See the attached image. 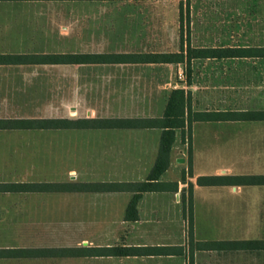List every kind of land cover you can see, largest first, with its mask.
<instances>
[{"label": "crops", "instance_id": "0c3cea01", "mask_svg": "<svg viewBox=\"0 0 264 264\" xmlns=\"http://www.w3.org/2000/svg\"><path fill=\"white\" fill-rule=\"evenodd\" d=\"M131 1V0H129ZM150 1V0H147ZM159 1V0H157ZM68 2H96V1H61V0H3L0 1V55H18L24 57L17 64H0V120H126V119H158L163 112L173 89H183L191 94L192 111H264V110H199L193 105V93L190 89L191 61L189 65L190 83L187 84L188 69L186 64H37L35 55L66 54L67 52L35 51L36 33H42L36 26H60V17H44L43 11H56L61 3ZM98 2V1H97ZM107 2V1H99ZM193 47V46H192ZM213 47V46H211ZM219 47V46H214ZM237 47V46H225ZM264 47V46H256ZM180 50V46H179ZM178 50V51H179ZM177 51V52H178ZM130 53V52H126ZM166 53V52H154ZM176 53V52H167ZM258 59L264 58H245ZM207 60H243V59H207ZM205 61V60H204ZM182 66L186 72V87L171 83L172 76L154 74L156 68L163 66ZM68 66L74 67L75 72H86L87 76H79L68 80ZM175 79V77H174ZM68 84L72 89L85 91L77 94L74 102L68 103L66 91ZM70 88V89H71ZM68 111H70L68 113ZM236 124L241 121L195 122L192 130L190 147V164L193 176L186 182L192 184V219L193 239L196 242L204 241H238L240 239L224 238L233 234V221L236 209L230 208L235 202H242L241 194L229 192L228 185L197 186L196 179L201 175L196 170V157L198 150L193 146V130L199 124ZM251 132L235 131L213 132L214 138H227L233 140L234 146L227 147L221 142L225 151L234 150L230 162H220L214 166V175L235 174L229 176H264V121H250ZM175 130L174 142L170 150L169 165L160 176V182H176L177 191L143 192L136 205V219L125 220L127 206L132 199L133 192H14L0 193V196L20 194H43L44 202L49 204L43 210L60 212L66 211L68 196L90 198L96 200V209L106 210L108 202L123 200L121 216L126 228H131L138 234L137 241L126 244V247H183L182 254L170 255H142L126 257H75V258H126V264H188V238L187 217L184 216L186 240L172 242L173 236L162 232V223L152 221L161 209L172 203L178 190H181L180 175L187 162L182 149V156L177 155L178 145L184 132ZM161 129L158 128H120V127H92V128H16L0 129V183L25 184H131L144 182L152 169L159 147ZM250 140V147L240 145L242 139ZM74 141V142H73ZM74 143V145H73ZM183 145H186L183 144ZM74 150L75 161H83L79 154L89 155L88 162L80 169H64L60 171L62 155ZM239 150V151H238ZM228 153V152H226ZM86 155V156H87ZM189 161V160H188ZM222 163V164H221ZM237 172H228V171ZM249 171V172H243ZM224 172V173H223ZM75 179H68L70 176ZM170 175V176H169ZM179 183V185H178ZM185 184V183H184ZM194 185V187H193ZM241 188L250 187L252 191L264 190V185H233ZM205 189V194L211 195L205 199L209 205L202 208L198 202V191ZM78 196V197H77ZM46 198V199H45ZM216 198L224 200L225 206H212ZM125 200V201H124ZM252 203L258 206L259 195L252 198ZM164 208V209H163ZM204 210L206 221L199 227L198 216ZM177 212V209L176 211ZM62 215V214H61ZM64 215V214H63ZM108 216V214H104ZM187 216V214H186ZM258 215L256 214V217ZM217 225V226H216ZM174 234V233H172ZM245 240V239H241ZM247 240V239H246ZM252 240V239H251ZM258 241V240H256ZM95 247V246H93ZM98 247V246H97ZM106 247V246H100ZM15 248V247H0ZM56 248V247H52ZM67 248V247H59ZM34 249V248H15ZM242 250H194L193 264L202 259H213L225 252H238ZM246 251V252H258ZM67 258V257H44ZM71 258V257H70ZM40 258H0V260H33Z\"/></svg>", "mask_w": 264, "mask_h": 264}, {"label": "rangeland", "instance_id": "374dc122", "mask_svg": "<svg viewBox=\"0 0 264 264\" xmlns=\"http://www.w3.org/2000/svg\"><path fill=\"white\" fill-rule=\"evenodd\" d=\"M183 2V30L186 32V0L159 1H107L61 3L56 11H43L44 17H60V26H36L35 51L67 53H124V52H177L180 46L181 17L179 4ZM189 34L193 47L211 46H264V0H189ZM154 74L172 76V85L186 87V72L182 66H163ZM68 66V80L87 76ZM175 77V79H174ZM190 87L193 105L199 110H264V59L197 60L191 64ZM66 96L73 103L77 94L85 91L70 89ZM70 111H68L69 113ZM251 132L248 122L236 124H199L193 130V146L197 148L196 170L201 175H214V166L230 162L234 150L232 138H214L213 132ZM191 127L178 145L187 162L181 171V190L163 214L161 209L152 221L171 223L162 225V232L173 236L172 242L186 240L181 213L183 199H188L186 182L193 176L190 164ZM74 142V141H73ZM186 145H183L185 144ZM74 145V143H73ZM250 147L249 139L240 140L239 147ZM239 151V150H238ZM228 152V153H226ZM84 160L75 161L74 150L62 155L61 169H80L89 155L80 153ZM87 155V156H86ZM189 160V161H188ZM87 161V162H85ZM86 163V164H85ZM222 164V163H221ZM237 172V171H228ZM249 172V171H243ZM224 173V172H223ZM235 175V174H223ZM170 176V175H169ZM68 179L72 178L71 175ZM179 185V183H178ZM194 187V185H193ZM229 192L241 194L242 202H234L236 209L233 234L227 239H247L264 242V190L252 191L250 187L230 186ZM205 189L198 191L202 208L209 205ZM259 195L258 206L252 198ZM43 194L0 196V247L52 248L87 246H126L137 241L138 234L126 228L121 213L123 200L108 202L106 210L96 209V200L68 196L64 213L43 210L49 203ZM46 199V198H45ZM125 201V200H124ZM212 206H225L216 198ZM164 209V208H163ZM177 209V212H175ZM187 209V208H186ZM205 210V209H204ZM204 210L198 216L199 227L206 221ZM187 212V210H186ZM64 214V215H63ZM108 214V216H104ZM256 214L258 215L256 217ZM217 226V225H216ZM174 233V234H172ZM0 264H126V258H40L33 260H0ZM198 264H264V250L258 252H225L213 259H202Z\"/></svg>", "mask_w": 264, "mask_h": 264}, {"label": "trees", "instance_id": "16d2710c", "mask_svg": "<svg viewBox=\"0 0 264 264\" xmlns=\"http://www.w3.org/2000/svg\"><path fill=\"white\" fill-rule=\"evenodd\" d=\"M3 1V0H0ZM34 1V0H33ZM58 1V0H56ZM61 1H129V0H61ZM147 1V0H131ZM157 1V0H150ZM187 17L186 32L183 30V2L179 4L181 17L180 50L176 53L130 52V53H66L35 55L34 63L37 64H186L188 69L187 84L190 83L189 65L193 60L207 59H245L264 58V47L237 46V47H192L189 34V0L185 3ZM24 57L16 55H0V64H17ZM222 122V121H264V111H192L191 94L183 89H173L168 97L163 116L158 119H126V120H0V129L16 128H67L80 129L92 127H120V128H158L161 129L158 153L155 163L146 180L139 183L122 184H25V183H0V193L14 192H133L125 220L136 219V205L140 194L143 192L177 191L176 182H160V176L169 165L170 150L174 142L175 130H183L195 122ZM197 186L216 185H264V176H199ZM183 213L187 217V238L189 260L193 264L192 253L194 250H264V242L256 240L238 241H204L196 242L193 239L192 219V184L188 185V199H183ZM187 208V209H186ZM187 210V212H186ZM187 214V216H186ZM183 247H126V246H87L67 248H34L15 249L0 248V258H44V257H126L142 255H170L182 254Z\"/></svg>", "mask_w": 264, "mask_h": 264}]
</instances>
